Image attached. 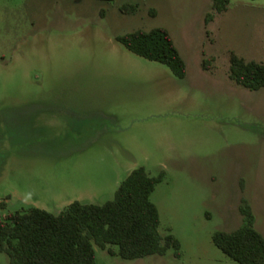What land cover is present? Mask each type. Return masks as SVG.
<instances>
[{"label": "rangeland", "instance_id": "374dc122", "mask_svg": "<svg viewBox=\"0 0 264 264\" xmlns=\"http://www.w3.org/2000/svg\"><path fill=\"white\" fill-rule=\"evenodd\" d=\"M128 1L135 12L120 10ZM211 2L0 0L2 213L101 203L132 168H164L151 198L181 255L124 258L95 244L96 263L241 264L212 235L242 223V198L264 234V87L229 76L232 50L264 62V0H230L205 23ZM155 26L170 31L185 77L117 39Z\"/></svg>", "mask_w": 264, "mask_h": 264}, {"label": "trees", "instance_id": "16d2710c", "mask_svg": "<svg viewBox=\"0 0 264 264\" xmlns=\"http://www.w3.org/2000/svg\"><path fill=\"white\" fill-rule=\"evenodd\" d=\"M229 2L212 0L205 23L214 19L215 12L226 10ZM137 8V2L120 5L124 13ZM117 39L131 51L167 64L176 76H186V61L166 27L138 28ZM213 59L205 57L203 68H211ZM229 60L231 79L250 89L264 87L263 61L247 59L233 50ZM165 176L164 168L151 174L145 166H136L121 180L113 198L101 203L74 199L59 212L32 206L4 214L1 209L7 202L2 198L0 251L7 253L10 264H97L95 244L124 258L165 254L170 247L181 255L176 235L161 233L159 208L151 198ZM240 211L242 223L233 230H215L212 239L241 264H264V234L256 227L255 213L246 198L241 200Z\"/></svg>", "mask_w": 264, "mask_h": 264}]
</instances>
